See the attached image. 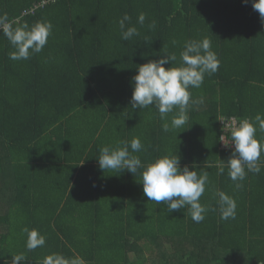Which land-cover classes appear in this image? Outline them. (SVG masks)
I'll list each match as a JSON object with an SVG mask.
<instances>
[{
	"label": "trees",
	"instance_id": "16d2710c",
	"mask_svg": "<svg viewBox=\"0 0 264 264\" xmlns=\"http://www.w3.org/2000/svg\"><path fill=\"white\" fill-rule=\"evenodd\" d=\"M125 13L140 33L128 41L118 25ZM38 21H50L52 34L27 60L9 59L0 28V264L21 254L18 264H43L53 253L85 264H264V153L240 189L226 166L218 171L231 155L219 120L264 114V22L252 0H0V27ZM205 37L219 70L190 89L187 129L164 132L154 105L131 109L132 77L162 51L179 67L184 42ZM133 137L145 165L172 153L208 172L202 222L187 206L169 213L149 201L142 169H99L103 146ZM219 191L235 199V219L220 218ZM31 230L45 238L32 250Z\"/></svg>",
	"mask_w": 264,
	"mask_h": 264
},
{
	"label": "clouds",
	"instance_id": "9594fccd",
	"mask_svg": "<svg viewBox=\"0 0 264 264\" xmlns=\"http://www.w3.org/2000/svg\"><path fill=\"white\" fill-rule=\"evenodd\" d=\"M247 3L248 0H243ZM252 7L258 11L264 22V0H252ZM131 17L125 13L119 19L118 25L121 39L128 41L134 36H139L135 25H131ZM146 14H138L137 23L145 26ZM149 29L156 27L153 20L147 25ZM53 25L50 21H38L31 27L22 24L13 28L10 24L3 28L14 51L9 53V59L14 61L27 60L33 54L40 53L52 34ZM159 59L149 60L137 67L136 74L132 77V95L130 98L131 109H146L154 105L162 123V130L169 132L178 129H187L189 116L188 110L191 101L192 88H200L205 75H212L219 70L220 60L212 50L211 41L207 37L188 40L183 44L180 52L181 64L174 67L177 60L175 53L169 54L162 51ZM171 63L170 67H165ZM202 102V99H201ZM178 109L171 120L167 119L169 113ZM222 134L218 137L220 143L231 149V155L225 163L221 160L218 167L220 174L228 169L229 178L234 182L235 188L243 187V181L249 172L261 171V155L264 153V141L258 139L257 131L264 132V114H257L252 120L242 118L238 123L221 119ZM189 128V127H188ZM183 130V131H184ZM182 131H179L180 133ZM177 133V135H178ZM139 137L130 141H120L117 145H106L99 150L98 166L105 172L113 170L119 174L127 171L133 176L142 169L141 184L143 194L149 201L157 204L164 203L168 212L182 210L187 206L188 214L195 223L205 219L209 208L200 202L208 184V172L192 169L188 165L181 166V157L178 154H166L153 162L144 164L140 156L134 155L143 150ZM219 199V212L222 220L235 219L237 203L235 199L223 191L216 193ZM45 244V238L37 230L28 233L26 247L30 250ZM24 256L12 257V264L24 261ZM43 264H85L83 258L76 256L66 258L62 254L53 253L47 256Z\"/></svg>",
	"mask_w": 264,
	"mask_h": 264
},
{
	"label": "built area",
	"instance_id": "2783aa9c",
	"mask_svg": "<svg viewBox=\"0 0 264 264\" xmlns=\"http://www.w3.org/2000/svg\"><path fill=\"white\" fill-rule=\"evenodd\" d=\"M47 3L48 2H43V3H41V6H44ZM36 7L34 9H32L29 13H33L35 11ZM25 14H27V13H25ZM5 26H7V25H5ZM5 26H1L0 28H4ZM226 120H229L231 123H234V124L235 123H238V121H239L237 118H234V117L233 118H230V119H226Z\"/></svg>",
	"mask_w": 264,
	"mask_h": 264
},
{
	"label": "rangeland",
	"instance_id": "374dc122",
	"mask_svg": "<svg viewBox=\"0 0 264 264\" xmlns=\"http://www.w3.org/2000/svg\"><path fill=\"white\" fill-rule=\"evenodd\" d=\"M224 147V146H223ZM132 255V254H131ZM133 256V255H132Z\"/></svg>",
	"mask_w": 264,
	"mask_h": 264
}]
</instances>
